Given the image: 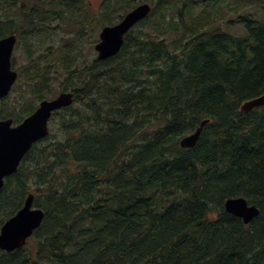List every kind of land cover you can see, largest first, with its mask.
<instances>
[{"label":"trees","instance_id":"obj_1","mask_svg":"<svg viewBox=\"0 0 264 264\" xmlns=\"http://www.w3.org/2000/svg\"><path fill=\"white\" fill-rule=\"evenodd\" d=\"M142 3L109 59L70 41L26 48L20 103L0 117L20 122L57 90L73 103L4 179L0 227L29 194L45 216L0 264H264V107L240 112L264 94V0H101L94 14L85 0H0V38L112 26ZM239 197L259 209L247 225L224 209Z\"/></svg>","mask_w":264,"mask_h":264},{"label":"water","instance_id":"obj_2","mask_svg":"<svg viewBox=\"0 0 264 264\" xmlns=\"http://www.w3.org/2000/svg\"><path fill=\"white\" fill-rule=\"evenodd\" d=\"M151 6L140 4L127 12L115 25L105 26L99 33V41L94 46L97 60H105L117 55L124 43L126 34L150 13ZM16 42L15 36L0 39V99L6 97L14 84L17 73L11 69V56ZM73 103L71 93H61L53 100L42 101L38 108L22 123L11 127L12 121L0 122V189L4 178L13 175L31 147L49 134L48 121L53 112L69 107ZM264 107V94L244 102L241 113ZM208 120L201 122L191 134L180 140L182 149L193 148ZM34 197L29 194L21 209L9 218L0 228V251L14 252L22 248L41 226L45 213L33 207ZM225 211L249 224L259 215V209L249 205L244 198H230L224 204Z\"/></svg>","mask_w":264,"mask_h":264},{"label":"rangeland","instance_id":"obj_3","mask_svg":"<svg viewBox=\"0 0 264 264\" xmlns=\"http://www.w3.org/2000/svg\"><path fill=\"white\" fill-rule=\"evenodd\" d=\"M85 3H87L91 13H97L100 9L101 0H85ZM257 12L260 14V11L262 10L263 6H259L256 4ZM259 16V15H258ZM233 18L231 14L226 15V20ZM221 27H224L223 24H221ZM102 28L97 27L96 25H93V28L90 27H78L75 28L72 26L66 27L65 31L63 29L57 28L53 34L47 36V37H41L35 36L31 37L30 34L32 32L26 33V30H22L19 33H22L24 35V38L20 39L18 46L15 50V57L16 61L13 64L14 70L18 71L21 68H23L26 65V48H29L30 46L35 51V54L37 56V52L39 54L46 53L47 48L57 47L59 45L64 44L66 41H70L72 43H75L77 45V49L81 52L82 56H85L86 59L92 60L95 59L97 54L94 50L95 44L99 41V33ZM232 33V31H231ZM33 36V34H31ZM75 35V36H74ZM30 36V37H29ZM30 47V48H31ZM51 52V51H49ZM20 84V83H19ZM22 85V84H20ZM28 88V87H27ZM55 88V85L53 86ZM58 88V87H57ZM52 91H55L53 89ZM58 93V90L56 91ZM15 93V94H14ZM18 91L12 92L9 95V99L13 101L15 97L18 95ZM45 96H48V93L45 94ZM49 98V96H48ZM46 98V99H48ZM35 99L30 93L26 94V103L30 104L33 103ZM37 103H35L36 105ZM38 105V104H37ZM52 129H55L54 125H51Z\"/></svg>","mask_w":264,"mask_h":264},{"label":"flooded vegetation","instance_id":"obj_4","mask_svg":"<svg viewBox=\"0 0 264 264\" xmlns=\"http://www.w3.org/2000/svg\"><path fill=\"white\" fill-rule=\"evenodd\" d=\"M34 18V17H33ZM33 18H29L28 20H31V19H33ZM24 19H26V17L24 18ZM24 19H23V21H24ZM37 19L35 18V20H34V22L36 21ZM23 21H20V18H19V20H14L13 21V23H15L16 25H21L22 23H23ZM29 30H32L31 28H29V29H26V31H29ZM27 33V32H26ZM21 34L22 33H18V34H12V33H10V34H8L7 36H5V37H8V36H15V38H16V42H15V45H14V49H13V52H12V57H11V64H12V70L13 71H15L16 73H17V75L19 76V73H20V70H18V71H16V70H14V68H13V64L15 63V61H16V57H15V50H16V48H17V46H18V43H19V41H20V39H21ZM1 39V38H0ZM11 93V92H10ZM61 93H65V92H61V91H59L58 93H55V95H53L51 98H48V99H45V100H53V99H55L59 94H61ZM66 93H71V92H68V91H66ZM10 95V94H9ZM9 95L8 96H6V97H4V98H2V99H0V106H1V104H2V101L3 100H5V99H7L8 97H9ZM15 99H16V101H13V102H11L12 103V105L16 108V105H18L19 103H20V100H21V98H20V95H17L16 97H15ZM43 101V100H42ZM41 103V101L38 103V106H39V104ZM7 105L5 104V107H6ZM62 109H64V108H62ZM54 113H56V112H53L52 113V115L54 114ZM7 116V115H6ZM4 116V117H0V122H2V121H8V120H11L12 121V124H11V127H16V126H18L21 122H22V120L20 121V122H18V121H15L13 118H11V117H9V116ZM52 119V118H51ZM51 119H50V121H51ZM49 125H50V122H49Z\"/></svg>","mask_w":264,"mask_h":264},{"label":"bare ground","instance_id":"obj_5","mask_svg":"<svg viewBox=\"0 0 264 264\" xmlns=\"http://www.w3.org/2000/svg\"><path fill=\"white\" fill-rule=\"evenodd\" d=\"M201 132H202V131H201ZM184 137H185V136H184ZM181 139H182V138H181ZM179 145H180V143H179ZM195 146H196V145H195ZM195 146H194V147H195ZM194 147H193V148H194ZM229 199H230V198H229ZM227 200H228V199H227ZM227 200H226V201H227ZM226 201H225V202H226ZM225 202H224V204H225ZM247 203H248V202H247ZM224 209H225V208H224ZM230 215H231V214H230Z\"/></svg>","mask_w":264,"mask_h":264}]
</instances>
